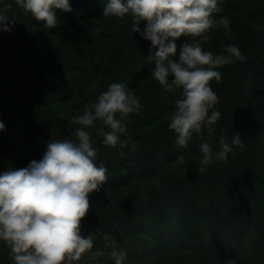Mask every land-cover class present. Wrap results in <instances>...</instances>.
Segmentation results:
<instances>
[{"label":"trees","instance_id":"1","mask_svg":"<svg viewBox=\"0 0 264 264\" xmlns=\"http://www.w3.org/2000/svg\"><path fill=\"white\" fill-rule=\"evenodd\" d=\"M106 3L69 0L71 11L59 9L57 26L46 29L15 0H0V9L11 5L6 14L15 21L10 31L0 32V123L5 126L0 173L39 161L52 140L72 138L81 127L73 117L91 110L109 84L122 83L142 105L139 114L129 115L121 136L135 144L105 146L96 135L99 122L87 129L97 149L95 163L107 169V181L90 193L81 231L93 238V252L105 254L92 260L87 253L78 264H115L105 234L126 252L124 264H264V0H218L213 19L227 18V34L217 26L205 34L207 41L176 40V60L188 41L213 54L235 44L246 57L218 69L222 79L211 87L221 115L211 138L207 129L201 134L213 152L220 150L221 136L231 143L237 133L244 147L233 146L226 161L214 160L202 173L197 168L203 140L193 134L187 148L180 147L169 128L180 91L168 92L152 77L151 42L132 33L130 15L103 16ZM145 27L141 22V30ZM94 82L97 87L89 90ZM180 156L183 163H177ZM129 187L134 193L120 200L118 211H104ZM104 192L109 195L98 200ZM186 222L202 231L182 228ZM211 243L230 247L221 253ZM238 244L242 247L233 246ZM0 264H14L3 242Z\"/></svg>","mask_w":264,"mask_h":264},{"label":"clouds","instance_id":"2","mask_svg":"<svg viewBox=\"0 0 264 264\" xmlns=\"http://www.w3.org/2000/svg\"><path fill=\"white\" fill-rule=\"evenodd\" d=\"M15 3L46 29L57 26V9L71 11L69 0ZM10 7L0 9V32L10 31L15 22L6 14ZM217 10L218 0H107L103 10L105 17L131 16L132 33L151 42L147 59L154 62L152 77L166 91H180L169 128L176 134V144L183 148H187L193 134L203 140V129H207L209 138L213 136V125L221 113L216 109L219 99L211 82L221 81L219 68L246 59L235 44L225 46L224 54H213L204 50L200 42L189 41L180 47L178 60L173 59L177 54L176 40L182 36L207 41L210 37L205 34L217 26H223L227 34V18L213 19ZM141 22L146 25L143 30ZM141 109L139 98L126 85L111 83L91 110L73 117L81 127L72 138L52 140L39 161L0 173V242L10 249L14 264H78L87 253H91L92 260L105 254L102 250L93 252V238L81 231L82 220L90 210V193L107 181V169L95 163L97 149L87 129L99 122L95 131L103 145L134 146V141L121 136L127 132L129 115L139 114ZM4 127L0 123V130ZM219 145L220 150L213 152L208 140H203L197 172H204L214 160L226 161L233 146L244 147L238 133L231 143L221 136ZM183 161L180 156L177 163ZM254 234L253 228L249 235ZM103 239L109 242L106 247L111 248L109 255L115 264H124L126 252L114 247L108 234Z\"/></svg>","mask_w":264,"mask_h":264},{"label":"rangeland","instance_id":"3","mask_svg":"<svg viewBox=\"0 0 264 264\" xmlns=\"http://www.w3.org/2000/svg\"><path fill=\"white\" fill-rule=\"evenodd\" d=\"M57 14H61L62 12L59 11V9L56 10ZM101 78V77H99ZM97 87V83L94 82L93 84L90 85L89 87V90H92L94 88ZM70 104V100L69 101H66L63 103L62 105V108H61V111H60V114H57V117L58 118H61L65 115V113L67 112L68 110V106ZM8 116L5 114H3V118L6 119ZM93 137V136H92ZM94 138V137H93ZM167 167H171L170 164L167 165ZM150 183V182H149ZM134 190L131 189L130 187L129 188H123L122 191L118 192V194H116L115 198L109 203L107 204V206L105 207V210L104 211H118V208H119V202L121 199H125V198H131V196L133 195V192ZM107 195H109V192H104L102 193L101 195H99L97 197V199L101 200L103 197H106ZM199 225V224H198ZM179 228V227H178ZM182 228H185L187 229L188 231H195L197 233L201 232L202 231V228L201 229H197V228H194L192 227V224L189 223V222H186ZM180 230V228H179ZM217 242V241H216ZM209 246L212 248V249H217L218 251H221V253H223L224 251H226V249H228L230 246H221V245H218L216 243H211L209 244ZM234 247H237V248H240V246L242 247V245L239 246L238 245H233Z\"/></svg>","mask_w":264,"mask_h":264}]
</instances>
